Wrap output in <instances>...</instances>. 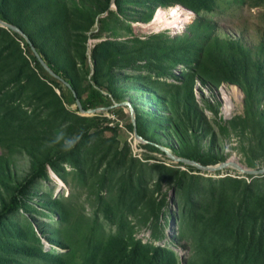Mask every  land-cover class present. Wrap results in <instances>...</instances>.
<instances>
[{"label": "rangeland", "instance_id": "374dc122", "mask_svg": "<svg viewBox=\"0 0 264 264\" xmlns=\"http://www.w3.org/2000/svg\"><path fill=\"white\" fill-rule=\"evenodd\" d=\"M159 10L178 27L157 21ZM9 13L39 34L80 96L95 84L110 107L74 112L67 87L0 25V257L53 264L14 250L29 246L82 264L119 235L170 249L178 264H264V253L245 252L250 236L264 243V175L199 169L148 146L264 166V0H21ZM230 39L249 51L246 74L204 82L202 69L230 73Z\"/></svg>", "mask_w": 264, "mask_h": 264}, {"label": "trees", "instance_id": "16d2710c", "mask_svg": "<svg viewBox=\"0 0 264 264\" xmlns=\"http://www.w3.org/2000/svg\"><path fill=\"white\" fill-rule=\"evenodd\" d=\"M119 0H114L115 4L117 5ZM21 3V0H0V19L3 21H6L8 23L14 24L17 27H19L24 33L28 34V38L32 45L36 48V50L39 52L40 56L42 59L47 63V65L58 75L60 76L63 80H65L67 83H69L72 87V89H69L67 86V89L71 92L72 95V100L75 102V97L72 94V90L76 92L77 98L81 102V106L84 110L91 109V108H97L99 106H105L109 107L110 104L107 103V96L105 95L104 92L98 91L95 87V84H91L89 86V91L86 94L85 97L80 96V94L77 92V84L75 83L74 80L68 75V73L64 70V67L62 64L58 63V61L53 57L54 53H51L47 49L41 50L38 47V40H39V34H30L28 33L23 25L19 21H16L11 17L10 10L13 8L14 5ZM200 7L202 8H209L210 4L209 3H201ZM54 30L56 29L55 26H53ZM13 32V31H12ZM14 35L20 36L17 32H13ZM24 37H22L23 39ZM198 35L195 34L193 36V39H197ZM202 38H205L207 40H212L214 39V43H216V46L219 47L218 44H222V42L217 39L216 37H213V33L211 34L209 31H205L204 35ZM48 42L51 40L55 42V46H58L57 43H61V37L59 36H53L52 39L47 38ZM230 42H227L225 46L229 47L232 49V54L229 52L226 54V61L229 64L231 68V71L228 75L225 77H214L210 74V72L206 69H202L200 71V77L204 82H209L212 84L218 83L223 80L228 81H240L241 78L244 77L246 74L245 72V63L246 59L249 58V51L247 49H244L239 46L238 41H234L233 39L228 40ZM25 45L30 47L29 43L26 42L24 39ZM40 49V50H39ZM57 49V48H56ZM58 50V49H57ZM56 50V54L59 52ZM240 53L242 55V58H239L236 56V53ZM59 54H62L60 51ZM34 65L36 67H43L39 63L37 57L34 55V53L30 54ZM84 64L85 66V71L89 73V65L85 61ZM228 72V71H227ZM58 80V79H57ZM61 82L60 80H58ZM62 83V82H61ZM63 84V83H62ZM59 102H61L59 100ZM131 106L133 107L134 112L139 114L138 109L134 105L132 101H130ZM74 112H80L79 108L76 105L75 106ZM121 107H117L116 109H112V111L120 116L122 114V111L120 109ZM62 110L64 111L65 109L62 107ZM71 115V114H70ZM140 135V134H139ZM148 146L155 150V151H160L163 155H166L164 151H162L159 146L153 144V142H150ZM169 152L175 156L179 157H185L192 159L194 161H197L203 165H210V164H215L216 159L213 157H202V156H191L187 154H180L175 150L174 147H168ZM248 250L245 249V252L251 256L255 257L257 253H264V243L262 242L261 237L259 236H250ZM245 241L242 239V243ZM152 249L154 250V253L151 252L152 250L149 249V246H145L143 244H136V245H130L123 237L119 235H112L109 237L108 241L106 243H103V241L98 242L94 251L87 249L86 255L82 256V264H88V263H94V264H178V257L177 255L171 251L170 249H166L163 247L159 246H152ZM14 250L19 253H23L25 255H32L36 256L39 258H47L51 263L53 264H69L66 261V255H61V254H55V253H49L45 254L44 252H38L33 250L29 246H18L15 247ZM258 258V257H257ZM0 264H19L17 261H14L9 258L5 257H0Z\"/></svg>", "mask_w": 264, "mask_h": 264}, {"label": "water", "instance_id": "95a60500", "mask_svg": "<svg viewBox=\"0 0 264 264\" xmlns=\"http://www.w3.org/2000/svg\"><path fill=\"white\" fill-rule=\"evenodd\" d=\"M0 25L4 28H7L9 29L10 31H13V32H17L18 34L22 35V37H24V39L26 40V42L29 43L30 45V48L31 50L33 51L34 55L37 57L39 63L41 64V66L43 67V69L45 71H47L51 76H53L55 79H58L60 80L65 86H67L69 89H72L71 85L69 83H67L65 80H63L60 76H58L48 65L47 63L42 59V57L40 56L39 52L35 49V47L32 45V43L30 42L29 38L27 37V35L19 28L17 27L16 25L14 24H11V23H8L6 21H3L0 19ZM72 94L73 96L75 97V102H76V105L77 107L79 108V111L80 112H89V113H94L96 112L97 110H102L104 108H107V107H98V108H91V109H87V110H84L81 106V102L80 100L77 98V95H76V92L74 90H72ZM121 104L123 105H127L128 108H129V111L131 114H133V107L131 106V104L129 102H121ZM113 106V105H112ZM110 107V106H109ZM135 136L137 138L141 137L140 135H138L136 132H135ZM160 149H162L167 157H169L170 159L174 160V161H180V162H184L186 164H190V165H194L195 167L199 168V169H204V170H211V171H214V170H218V169H222V168H225V167H233L235 169H237L239 172H242V173H248V174H253V175H264V166L263 167H260V168H257V169H249V168H246V167H243L241 165H239L238 163L234 162L233 160L231 159H226L216 165H203L197 161H194L192 159H189V158H185V157H179V156H175L173 154H171L168 150H166L165 148H162L160 147Z\"/></svg>", "mask_w": 264, "mask_h": 264}, {"label": "bare ground", "instance_id": "6f19581e", "mask_svg": "<svg viewBox=\"0 0 264 264\" xmlns=\"http://www.w3.org/2000/svg\"><path fill=\"white\" fill-rule=\"evenodd\" d=\"M168 12V14L166 15L164 11L159 10V12H157V17L156 20L163 22L164 24H166L167 27H172L174 29H176L178 27V17H174V15L172 13ZM167 16V17H166Z\"/></svg>", "mask_w": 264, "mask_h": 264}, {"label": "clouds", "instance_id": "9594fccd", "mask_svg": "<svg viewBox=\"0 0 264 264\" xmlns=\"http://www.w3.org/2000/svg\"><path fill=\"white\" fill-rule=\"evenodd\" d=\"M80 138H81L80 136H76L74 138H70V139L64 140L62 150L63 151L72 150L75 147L76 143L79 141ZM61 139H63V135L62 134L60 136H57L56 140L53 143H59L61 141Z\"/></svg>", "mask_w": 264, "mask_h": 264}]
</instances>
